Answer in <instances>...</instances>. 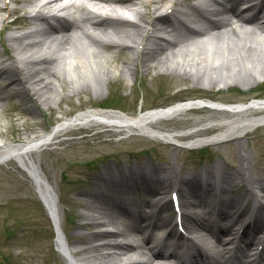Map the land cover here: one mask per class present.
<instances>
[{
    "label": "bare ground",
    "instance_id": "bare-ground-1",
    "mask_svg": "<svg viewBox=\"0 0 264 264\" xmlns=\"http://www.w3.org/2000/svg\"><path fill=\"white\" fill-rule=\"evenodd\" d=\"M12 1L23 2V4L13 8L6 5L0 6V12L5 11L6 13L4 16L0 15V28L19 29V26L26 25L28 20L32 21V26L21 33L7 34L0 41L4 47L3 55L0 53V60L3 56H7L12 63L11 70L0 69V79L3 80L0 85V112L4 109L7 98L11 99L12 95L23 97L13 91L17 85L26 88L30 102L36 104L38 101L45 106L52 102L68 100L69 96L78 95L82 89L86 88V80L93 86L108 82L111 79L112 69L115 70L116 63L122 60L119 53L123 49L131 52V58L122 60V65L118 69L126 76L135 74L138 66L143 73L151 67H157L161 69L159 73L171 74L181 80L192 81L194 85L200 84V79L204 77L211 85L229 83L231 85V82L254 85L257 83V77L264 75V20H261V18L264 19V0H256L257 3L250 9L258 11L259 16L256 17L245 16L242 11L235 9L229 12L218 8L210 9L212 3L209 0L190 4L189 7L198 14L212 11L221 17L212 27L200 33L190 31L172 43H162V39L152 37L151 33L158 23L168 22L165 15L158 13L162 6L173 7L175 13H180L173 0H152L149 4L144 3L143 0H106L111 7V12L121 14L130 13L128 11L130 10L136 20L123 17L106 18L90 31L83 27L90 20L86 21L82 17L69 25V30L66 28L61 34H56L43 24L45 22L43 13H50L56 7L66 10L80 9L84 8L83 3L72 1L65 4L64 0ZM151 4L155 5H152L150 9ZM30 9L38 10L40 15L27 18L24 13ZM126 24L128 28L119 26ZM248 24L250 26L246 27ZM104 37H109L110 40L118 39V41L126 39L130 43L118 46L105 42L102 40ZM152 38H155L156 45L148 49L147 43ZM109 46H115L116 49L106 54L105 51ZM57 47L61 49L55 52ZM81 83L82 86L79 87ZM23 99L26 98L23 97ZM192 108H200L201 111L209 112V115L201 119L185 118L184 121L198 123L214 120L216 122L209 127L210 129L196 130L178 136L183 139H193V144L206 140L218 144L222 139H233L232 141L238 146V158L233 154L229 158L221 157L222 163L214 161L211 162L212 168L208 170L187 173L183 176L177 174L174 165L152 168L149 174L158 182L157 190L152 189L156 191V195L162 194L163 190L169 187L172 190L177 189L181 197L183 223L194 233L200 232L199 236L207 239L209 235L205 232L207 231L206 222L209 219L213 222L217 216L223 220L236 218L234 224L241 223L248 210L238 201L244 195H250L257 200L259 191L264 188V179L252 174L250 163L252 155L243 146L246 143L245 135L264 124V99H253L244 104L238 103L230 106H221L208 101L178 102L135 115L92 108L63 120L50 130L35 133L24 141L7 143L0 136V164L15 160L26 170L35 192L56 227L55 244L67 264H170L161 257L143 259L142 257H145L150 249L147 244L126 245L122 243L120 238L128 231V223L125 222L124 213L122 208H119V204L105 199L106 188H111L113 180L116 179L114 182L116 189L120 188L121 192L126 194L123 192L127 185L125 181L131 179L135 184H139L141 174L137 175L136 172L131 171L133 169H129L130 171L125 170L120 175L114 176L115 178H111V168L108 167L99 176L101 180L109 181L107 183L102 181L103 183L95 185L97 194L104 197L85 201L83 204L84 212L79 216L83 221L77 225L76 229L85 226L95 228V230L87 234L76 233L81 244L85 245L80 247L75 243L69 244L63 236L58 197L53 186L43 174L38 154L47 145L56 143L61 135L71 130L91 127L108 128L105 132L112 130L127 133L138 132L155 140L166 142L173 146V151H177V145L173 142L176 134L173 130L167 129L166 121L176 117L178 119ZM26 111L32 115L36 113L33 108H27ZM207 130H213V132L206 136H199V133ZM242 132L245 134L241 135ZM228 160L237 163L228 162ZM142 164L144 167L140 164L141 170L151 169L148 168V163ZM133 168L138 169V166ZM11 179L15 181L14 178ZM195 180L208 182L211 194H225L227 197L219 200L216 206L209 200L201 201L195 189L186 186V183ZM219 180L226 184L219 185ZM235 181L246 183L245 186L243 185L242 193L236 198L231 194L237 189L234 187ZM248 187L253 188V192L249 190L247 193ZM108 193L112 191L108 190ZM127 198L131 199L130 196ZM158 199L146 201L145 207L148 211L141 215L143 219H149L150 215L157 214L160 208L165 213L169 211L168 204L160 203ZM251 205L253 209H260L264 212V206L254 201ZM70 214L77 216L72 211ZM72 218H70L71 221ZM253 221L255 222L256 218L252 216L250 222ZM165 223H167V215H159L155 228L159 229ZM236 225L225 228L223 233L216 237L217 244L228 245L229 237L237 233L238 228L237 230L234 228ZM263 231L264 226L260 227L250 245L253 243L257 245L264 238ZM203 244L209 248L210 253L219 252L209 242L204 241Z\"/></svg>",
    "mask_w": 264,
    "mask_h": 264
},
{
    "label": "rangeland",
    "instance_id": "rangeland-1",
    "mask_svg": "<svg viewBox=\"0 0 264 264\" xmlns=\"http://www.w3.org/2000/svg\"><path fill=\"white\" fill-rule=\"evenodd\" d=\"M143 1L146 3L147 0ZM179 1L185 4L184 0ZM21 4L23 2L0 0V6L6 5L9 8ZM164 7H161V12ZM5 14V11L0 12L1 16ZM30 21L24 26H19V29L9 28L5 36L27 31L32 26ZM125 26L128 27L127 24ZM2 36L0 41L3 39ZM2 49L0 44V51ZM60 49L61 47L55 48V52ZM115 49L109 46L105 53L108 54ZM119 55L122 60L131 58L128 49H123ZM121 61L116 63L115 70L112 69L111 79L108 82L93 86L86 80L85 89L62 102H52L44 106L38 101L34 104L28 99L22 101L17 97L7 98L6 105L0 112V136L7 143L24 141L35 133L50 130L63 120L92 108L135 115L178 102L204 99L226 105L264 98V75L257 77V83L254 85L232 82L231 85L230 83L211 85L205 77L200 79V84L194 85L192 81L159 73L161 69L157 67H151L143 73L138 66L135 74L126 76L118 70L122 65ZM2 83L3 80L0 79V84ZM78 86L81 87L82 83ZM17 87L18 93L28 98L26 89L22 85ZM13 89H16V86ZM18 101L20 105L15 104ZM27 108L35 109L36 113L30 114L26 111ZM208 115L209 112L201 111L200 108L190 109L180 118L166 121L167 129L173 130L178 136L208 127L214 123V120L198 123L184 121L185 118L201 119ZM107 129L91 127L71 130L61 135L56 143L47 145L38 154L41 169L58 197L61 231L69 244L75 243L84 247L76 233L87 234L95 230L85 226L77 230L76 227L83 221L79 216L84 212V202L100 199L103 196L95 192L96 188L93 185L105 166L110 165L113 169L115 166L111 178H114L116 170L118 173L125 171L127 165L132 166L129 168L133 169L132 171H144V168L141 170V165L144 167L142 163L145 162L153 167L165 168L174 165L179 176H183L210 167L208 161H217L219 157L229 158L233 154L238 158V146L233 142L211 145L205 151L181 147L173 151L171 146L145 134L113 130L105 132ZM250 133L252 135L246 136V143L243 146L252 155L250 159L252 174L264 178V124ZM176 138L183 141L181 137ZM187 139L189 138L184 141ZM228 162L232 161L228 160ZM135 166H139L138 169L133 168ZM141 179L140 182L143 180ZM237 182L243 185V181L234 183ZM112 185L114 190L116 187L114 183ZM239 189L241 190L238 192L237 187L236 195L242 192V188ZM168 190L167 188L163 190L162 197ZM105 197V199H115L111 193L106 194ZM147 197L139 191L136 198L143 202ZM71 211L77 216L71 215ZM71 217H73L72 221ZM55 240L56 231L53 222L35 192L26 170L15 160L1 163L0 264H67L64 256L58 251Z\"/></svg>",
    "mask_w": 264,
    "mask_h": 264
}]
</instances>
